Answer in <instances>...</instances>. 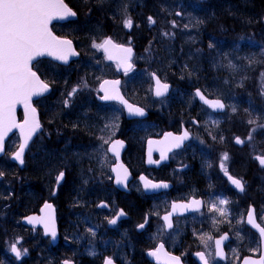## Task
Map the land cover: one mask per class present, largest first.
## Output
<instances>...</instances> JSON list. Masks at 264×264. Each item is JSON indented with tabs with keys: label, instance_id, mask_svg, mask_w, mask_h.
Instances as JSON below:
<instances>
[{
	"label": "flooded vegetation",
	"instance_id": "af4514ba",
	"mask_svg": "<svg viewBox=\"0 0 264 264\" xmlns=\"http://www.w3.org/2000/svg\"><path fill=\"white\" fill-rule=\"evenodd\" d=\"M115 42L135 50L132 38L115 39ZM135 71L134 68L130 73H121L116 65H112L104 71L103 81L120 80L121 92L131 104L144 108L160 104L162 109L172 107L175 110L167 115L151 116L147 121H127L118 104H99L119 109L116 116L119 131L111 137L106 151L108 153V147L114 141H119L125 147L122 162L128 168L131 180L128 192L114 186L111 166L115 160L110 156L105 179L83 180L88 167H81L82 172L64 174V182L68 183L69 180L70 191L65 219L66 241L62 245L65 259L62 261L70 264H105L110 259L112 264H203L199 253L205 255L209 264H232L234 261L241 264L243 255L248 254L259 258L261 239L247 226L249 212L246 206L249 199L255 203L256 220L264 227V168L258 165V155L247 167H241L236 156L229 157L231 151H243L246 147L235 144L237 138L243 141L245 132L225 130L229 128L225 116L201 110L195 95L196 89L200 88L183 83L176 73L171 72L169 76L164 71L155 73L162 83L171 85L167 97L155 100L154 74L145 78L147 86L144 90H137L134 88L135 80L142 78H138ZM98 89L99 85L97 94H92L95 102L96 95L101 96ZM205 94L209 98H218L214 93ZM205 113L207 116H201ZM194 115L201 118L197 123L193 121ZM187 123L192 140L182 149L173 150L167 163L160 167L147 166L148 141L159 140L168 132L180 135ZM125 128H133L136 133L125 132ZM153 129H161L158 136L141 132ZM223 154H227V159L223 156L221 161ZM259 157L264 158V155L260 154ZM152 158L154 162L160 160L157 153ZM246 163L250 162L247 160ZM141 177L151 184L168 185L169 188L158 193L148 188L147 192ZM230 177L232 180L239 179L244 191L234 186ZM75 183L84 186L79 195L85 204L81 212L89 207L91 220L80 222L73 217L74 211H78L73 205L76 190L71 189ZM191 199L195 202L192 213L171 214L174 204L188 203ZM220 201L226 203L221 204ZM88 203L89 206L86 205ZM101 204L105 206L100 208ZM120 211L123 217L114 227H109V221L117 217ZM166 216L168 220L164 219ZM252 239L256 242L255 249L250 245ZM217 240L221 241L223 258L215 255ZM236 248L240 249L238 255L234 254Z\"/></svg>",
	"mask_w": 264,
	"mask_h": 264
},
{
	"label": "trees",
	"instance_id": "16d2710c",
	"mask_svg": "<svg viewBox=\"0 0 264 264\" xmlns=\"http://www.w3.org/2000/svg\"><path fill=\"white\" fill-rule=\"evenodd\" d=\"M64 1L77 13L78 18L75 22L54 25L52 30L57 36L73 41L80 53V59L68 68L46 60L40 61L35 67L40 77L52 87V93L36 103L40 113L43 133L31 145L24 160V169L20 170L10 161V156L16 149L15 143L8 144L5 156L0 158V173H3L2 180H0V264H59L60 261L65 259L64 246L60 245L58 248L53 249L49 241L43 239L40 232L32 233V231L21 225V220L23 217L37 212L44 202H52L57 208L61 241H66L65 219L70 183L69 180L68 183L65 181L58 190V196L53 198L52 192L56 177L61 172L65 174H68V172H82L81 167H88L87 174L83 175V180L105 179L106 167H109L110 164L106 148L111 137L115 135L116 131H119L117 129L119 121L116 120L119 109L114 106L99 105L92 97L94 93L92 89L103 79L104 71L110 66L94 45L99 44L105 37L110 36L113 38L108 32L110 29L109 19L120 20L122 23L121 14L123 15L125 11L135 9L133 8L134 0L121 1L115 5L113 7L114 14H112L111 8L103 11L91 8L86 5L85 0H82V2L81 0ZM140 1L144 4L139 8L136 7V9L141 13H146L148 10L147 3L149 4V2L148 0ZM200 1L191 0V2H184L183 4H179L182 1H178L176 7H180L186 17L193 18L198 30H200L201 23L203 36H207L211 40L210 44L212 46H218L221 43L222 51L219 52V59L223 63L231 60L227 53V47L229 46V49L234 53L238 50L236 57L240 61L248 60L250 64H257L259 60L257 54L254 53L249 61V58L246 59L245 57L248 50L245 55V48H240L248 38L244 26L237 32L236 39L238 41L235 47L229 42H220L215 37L211 39V31L216 29L212 25L214 20L215 23H219L230 18H237V20L245 23L247 21L252 22L251 20L258 21L259 18L263 19L264 0H232V3L219 0L217 2L219 8L213 10V12L211 11L212 15L208 16L209 20L211 18L209 27L203 25V16H205L204 13L209 11L206 7L209 4L205 5ZM243 1L246 4H242ZM152 2L157 3L156 0ZM153 6L152 11L147 15L153 18L154 24L161 25L163 20H167L166 14H160L159 8L161 9V7L158 4ZM88 9H92L90 10V26L89 30L83 33L81 32L83 28L82 19L89 12ZM142 16H134V19L142 21ZM196 20L199 22H196ZM140 26L137 25L139 29ZM205 27L206 29H204ZM121 28L126 31L123 23ZM148 28L149 32H152L150 27ZM226 29L230 28L227 27ZM193 33L196 34L197 30H194ZM226 35H228L227 32ZM215 36L222 37L216 34ZM262 38H260V41L264 44V34ZM193 41L195 42V40ZM199 44L198 49L190 47L187 51L186 48L189 44H186L180 50L186 53L183 57L178 52L176 55H169L170 53L162 55L163 52H166L165 49L163 51L159 50L158 54H154V62L150 64L149 69L155 70L158 74H161L162 71L166 73H169V70L170 73L174 71L183 80V83L190 86L193 84L185 80L184 77L197 74L196 76L199 80H202V83L193 86L201 88L207 94L214 93L218 98H222L225 103H229L231 100L225 98L224 93L221 92L222 89L217 88L222 84L219 80L221 77L212 72L215 64V61H213L215 54L210 52L207 42L201 41ZM204 45L206 46L203 47ZM189 52L192 53V58H190ZM261 61L262 64L260 63L255 67L254 72L249 67L245 69L239 67L238 73L235 75V81L231 79L227 83L223 82V84L225 83L230 87V90L232 89L231 93L234 95L231 99L235 97L234 100H238L236 96L246 95L247 93L254 95L255 99H242L237 104L240 106L242 103L239 116H244V118L247 116L249 123L251 121L250 125H260L264 121V106L262 105L264 102L257 93L256 80L254 83L249 81L247 74L249 72L257 74L258 71L256 72V70L262 69V67L264 69V56ZM241 69L242 74H239ZM245 70L248 72L245 73ZM73 89L75 91L80 90L76 94L73 93L69 99ZM261 101L262 104H256V102ZM249 102L251 103L246 105ZM159 106L161 105L154 104L146 107L150 112V117L170 114L171 108L162 109ZM174 110L175 108H173ZM201 110H203V107H201ZM258 131L264 130L260 129ZM259 137L264 141V133H261ZM259 151H263L260 154L264 155V148ZM83 187L80 184L73 196V205L78 210L74 211L73 217L80 222L92 219V211H89V207L85 212H81L85 209L83 206L85 204L79 199ZM86 205L89 206V203ZM82 206L84 208H81ZM9 240H21L23 249H27V254L21 262H15L6 255V243Z\"/></svg>",
	"mask_w": 264,
	"mask_h": 264
},
{
	"label": "snow or ice",
	"instance_id": "6c2138e0",
	"mask_svg": "<svg viewBox=\"0 0 264 264\" xmlns=\"http://www.w3.org/2000/svg\"><path fill=\"white\" fill-rule=\"evenodd\" d=\"M57 15L63 17L65 15H75V13L71 12L63 4V0H0V150L3 147L4 135L10 128L19 127L23 132L25 126H29L28 135L25 137V144L30 139L31 133L39 128L38 122L35 121L34 117L29 119L27 113L29 110L32 113L35 112V109H32L30 105L31 97L46 91L48 85L40 81L36 73L31 70L30 63L36 56L42 55L45 52L53 54L52 50L58 44H69L68 41H57L47 29L48 22L53 16ZM148 21L150 24L155 23L151 16L148 17ZM132 23L131 18L124 20V26L127 28H131ZM104 43L110 45L112 42L111 40H106ZM123 51L130 54L131 48L123 49ZM57 58L66 59L63 54L58 55ZM156 85L157 96L164 95L169 87L166 83L162 84L159 79L156 80ZM73 92H75V89H73ZM195 95L205 104H209L213 109L224 108V105L218 100L209 102L200 90H197ZM18 104H23L25 107L26 118L23 124H17L15 119V108ZM128 107L130 111L134 110L137 114L143 115V112L139 108L133 109L131 105H128ZM185 138H187V133L182 137H175L174 139L177 141L176 146L178 147L179 142ZM236 142L243 143L239 138H237ZM25 144H22L20 150L15 154V159L21 163H23L22 154ZM224 159H227V154H225ZM256 159L264 166V158L258 156ZM2 175L3 173H0V176ZM62 177L63 173H60L58 179ZM120 182L122 181L118 176L117 183ZM232 183L240 191H244L239 179H233ZM151 186L154 188L159 187L158 185ZM166 186L164 185V187ZM220 203L223 204L226 201H220ZM45 207L51 206L46 205ZM221 214H223L222 211ZM36 219L35 217H29L28 222L33 223ZM164 219L168 220V217L166 216ZM109 223L115 224L116 220L112 219ZM249 223H252L251 213H249ZM168 226L171 227V224ZM45 230L46 232L51 231L53 238H55L54 225L49 227V224L45 223ZM260 232L261 235H264V228H260ZM216 244L217 250L215 255L223 258V251L220 247L221 241L217 240ZM11 251L15 253L18 259L22 255L27 254V249L21 251L16 247V244L11 245ZM150 254L155 255V253ZM198 255L203 264H209L203 253H199ZM65 264H69V262L65 261ZM105 264H112V261L108 259L105 261Z\"/></svg>",
	"mask_w": 264,
	"mask_h": 264
},
{
	"label": "water",
	"instance_id": "95a60500",
	"mask_svg": "<svg viewBox=\"0 0 264 264\" xmlns=\"http://www.w3.org/2000/svg\"><path fill=\"white\" fill-rule=\"evenodd\" d=\"M63 4L66 5L67 8L71 10V12L75 13L64 1H63ZM76 19H77L76 14L75 15H65L63 17H61L59 15L53 16V18L47 24L48 31L51 33V35L53 37L56 38L57 41H68L69 44H58V45H56V47L52 50L53 54H48V52H45L42 55L36 56L31 61L30 67H32L34 62L41 60V59H47V60H50V61H52L58 65L68 67L72 62L79 59L80 54L76 50L73 42L69 39L57 37L51 29L53 24H64L66 22L75 21ZM106 40H111V39L107 38ZM111 42L112 43L110 45L103 43V45L101 47L103 53L105 54L106 60L110 63L117 64L120 72H122V73L129 72L133 67V65H132V56H133L132 49H131V53L129 54V53L123 51V49H127V48H124L122 46H117L116 44L113 43L112 40H111ZM61 54H63L66 57V59L57 58V56L61 55ZM129 65H130V67H129ZM36 75L40 79V81L45 83L39 77V75L37 73H36ZM157 79H159V78L156 75H154L153 76V83H154L153 94H154L155 98L161 99V98L168 95L171 87L170 86L168 87V89L164 93V95L157 96L156 95V88H157L156 80ZM116 82H118V83H116ZM99 90H100V93L103 95V97L102 98L98 97V101L100 103L117 102V103L121 104L127 120L145 119L148 117V113L144 109L131 105L130 103H128L123 98V96L120 92V81L106 80V81L101 83ZM50 93H51V87L48 86L46 91H43L39 95L32 96L31 100H30L31 108L35 109V112L32 113L29 110L27 115H28L29 119L34 117L35 121L38 122V124H39V128H37L34 132L31 133V137H30V139L27 140L26 144H25V137L28 135L29 126L26 125L23 132L21 131V129L19 127L10 128L8 130V132L5 133V135H4L3 147H2V150H0V158L5 155L6 143L8 142L9 138L16 134L18 136L20 144H19L18 149L11 156L10 160L12 163L16 164L20 169H23L24 158L26 156V153H27L32 141L43 130V128L41 126V122H40L39 113H38L37 108L34 106V102L41 99V98L47 97ZM202 95H204V94L202 93ZM106 97H108V98H106ZM206 99L209 102L217 101V100H210L208 98H206ZM197 100L201 105L208 108L213 113L221 114V113H224L226 111V106L221 100H218V101L224 105L223 109H213L212 107L209 106V104H205L198 96H197ZM128 105H131L133 109L139 108L143 112V115L137 114L134 110L130 111ZM19 112H21V115H22L21 121H20V118L18 117ZM25 118H26V111H25L24 105L23 104L16 105L15 119H16L17 124H23ZM185 143H187L186 139L180 141L179 146L177 147L176 146L177 141L174 139V137L169 136V135H164L160 140H153V139L149 140L148 144H147V166H153L152 156L155 153H157L161 157V161L156 166L157 167L161 166L163 163L167 162V157L173 150L183 148ZM22 144H25L24 151L22 154L23 163H21L20 161L15 159V154L20 150V146ZM236 144H238L241 147L243 146L242 143L240 144V143L236 142ZM123 150H124V146L120 142H114L109 147V154H110V156L114 157L115 161L117 162L114 166H112V169H111L112 173L114 175V185L116 188H118L121 191H127V184H128L131 177L129 175L128 169H126V167L122 164L121 158H122ZM257 162H258L260 167L264 168V166H262L260 164L259 160H257ZM118 176L120 177V179L122 181L120 183H117ZM63 179H64V175L62 178L57 180V185L55 188L54 195L57 194V189L62 184ZM0 180H1V177H0ZM140 180L142 182L143 188L146 191L148 188H152V192H154V193H158V192L165 190V187H163L162 185H158L159 187H155V188L152 187L151 185H155V184L149 183L148 181H146V179L144 177H141ZM230 180L232 181V179H230ZM234 186H235V184H234ZM46 205H50L51 207H45ZM194 205H195V202L193 200H191L189 203L174 204L172 206L171 214L172 215H182V214L192 213L194 211ZM103 206H105V205L104 204L100 205V208H102ZM121 213H122V211H120V213H119L120 215L115 218L116 223L118 222V220H120L123 217V215H121ZM249 213H251L252 223H249V214L247 216L246 223L253 231H255L260 236L262 255L258 259L247 258L242 262V264H264V235H261V232H260L261 227L258 225V223L256 221L254 212L250 211ZM29 217H35L37 219L33 223H29L28 222ZM45 223H48L49 227L54 225L55 233H56L55 238H53L51 231L46 232ZM22 224L26 227H29V228L41 229L43 231V236L45 238H50L52 246L53 247L57 246V244L59 242V229H58V223H57L56 209L54 208V206L52 204L45 203L41 207L38 215H31V216L23 218ZM115 224L110 223L109 227L112 228V227H114ZM12 255L15 256V253L12 252ZM62 264H65V262H63Z\"/></svg>",
	"mask_w": 264,
	"mask_h": 264
},
{
	"label": "bare ground",
	"instance_id": "6f19581e",
	"mask_svg": "<svg viewBox=\"0 0 264 264\" xmlns=\"http://www.w3.org/2000/svg\"><path fill=\"white\" fill-rule=\"evenodd\" d=\"M121 1H125V0H85L86 5L90 6L91 8L98 9L100 11L111 8L112 14H114L113 7H115V5H117ZM130 1H132V0H130ZM152 1L150 2V0H148L149 4L147 3L148 10L146 13H141L140 11H138L136 9V7L139 8L144 3H142L140 0H134L133 8H135V9L125 11L123 13V15L121 14V17L123 19L122 20L123 26H124V20L127 18H131V20L133 22L132 27L127 28L126 31L122 30V28H121L122 23L120 20L109 19V21H108V23L110 25V29L108 30V32L110 33V35L113 36V38L121 39V40H125L127 38H132V41H133L134 46H135V55H134L133 66L136 69L135 73L137 72V77L142 78V79L135 80V83H134L135 87L134 88H136L137 90H144L147 86V81L145 80V78L146 77L148 78L151 73L152 74L156 73L155 70L149 69V66L151 63L154 62L153 61L154 54H158L159 50L163 51L165 49L166 52H163L162 55H166L167 53H170L169 55H176L177 52H178V54L184 55V54H186L185 51H180V50L183 47H185V45L188 44L190 41L196 40L194 43L201 42V41L207 42L208 43L207 47L209 48L210 52L216 53V48L210 44L211 40L207 36H203V28H202L201 23H200V30H198L197 29L198 27L196 26V23L193 20V18L191 19L189 17H186L184 15V13L182 12V10L180 9V7L179 8L176 7L178 5V4H176V2H178V1H182L179 4H183L184 2H187V3L189 1L191 2V0H156L157 3H153ZM81 2H82V0H81ZM154 4H158L161 7V9L159 8V12L161 15L163 13L166 14L167 20H165V21L163 20V23L161 25H157L154 23L150 24L148 21L147 13H150L152 11L151 9L154 7L153 6ZM175 8H176V10H175ZM75 14L77 16L76 12H75ZM141 15H143L142 21H136L134 19V16L139 17ZM203 17H204L203 25L209 27L211 20H209V18L206 16H203ZM77 18H78V16H77ZM82 20H83V22H82L83 28L81 29V32L85 33V31L89 30V26H90L89 22L91 20V16L86 15L85 17H83ZM196 22H199V21L196 20ZM221 22L223 23V25H225L224 26L225 28H227V27L230 28V29L225 30V35L227 32L228 37H230L229 39H227L226 42H229L232 46L235 47L237 44V41H238V39H236L237 38L236 35H237V32L239 30H241V28L244 26L243 23L240 20H237V18L236 19L230 18V19H227V20H224ZM216 24H219V23H216ZM137 25H141L140 29L137 27ZM194 25H195V27H194ZM148 27H150V30L152 32H149ZM260 28H263V26L259 24V29ZM129 29H131V32H129ZM204 29H206V27ZM194 30H197L196 34L193 33ZM244 30H245V28H244ZM213 38L214 37H212L211 39H213ZM243 47L245 48V44L243 46H240V48H242V49H243ZM169 49H173V50L170 51ZM187 50L188 49L186 48V51ZM176 57L178 58V55ZM173 74H175L174 71H173ZM169 75H170V70H169L168 76ZM196 75L195 76H185L184 79L193 85H201L202 80H199ZM231 79H232V75H230V79L228 81H231ZM228 81L225 80L223 82L227 83ZM193 85H191V86L195 87ZM226 86L227 85L225 84L224 89L226 88ZM96 89H97V86H94V88L92 90L95 91ZM137 90H134V91L137 93ZM221 92L225 93L224 90H221ZM227 92L230 93L231 91L230 92L227 91ZM85 101H87V100H85ZM172 112H173V108L171 107L170 113H172ZM118 115H119V113L116 116H118ZM200 119L201 118H199L198 115H194V117H193V121L195 123H197V121H200ZM187 125H188V123L186 124L185 128L182 130V133L180 135H175L172 132L165 133L164 135H169V136H172L175 138V137H182V136H184L185 133H187V138H185V139L187 140V142H190L192 140V134L189 132ZM117 128H119V125H117ZM230 128L231 127L227 128L225 130H228ZM225 130H223L222 132H224ZM125 132L136 133V132H134L133 128H130V129L125 128ZM141 132L151 133L155 136L156 135L158 136V134L161 132V129H153V130H147V131H141ZM137 133H139V132H137ZM185 139H183V140H185ZM78 188H79V185L77 183H75L71 187L72 190H77ZM52 196H53V198H56L58 196V193L56 195H54L52 192ZM263 206H264V197H263ZM255 209H256L255 203H253L249 199L247 206H246V211L247 212L253 211L255 214V211H254ZM255 217H256V214H255ZM65 227H66V225H65ZM250 245L254 249L256 248V242L253 239L251 240ZM239 251H240V249L236 248L234 250V254L238 255ZM243 256L244 257L242 259V262L247 258H253L249 254L243 255Z\"/></svg>",
	"mask_w": 264,
	"mask_h": 264
},
{
	"label": "rangeland",
	"instance_id": "374dc122",
	"mask_svg": "<svg viewBox=\"0 0 264 264\" xmlns=\"http://www.w3.org/2000/svg\"><path fill=\"white\" fill-rule=\"evenodd\" d=\"M151 1L152 0H150V2ZM218 1L219 0H201L200 1V2H202V4H205V5L209 4L208 6H206L209 9V11L206 12V9H205L206 13H204V15L206 17L212 15L211 11L213 12V10L219 8L218 7L219 4L217 3ZM226 1L229 2V3H232V0H226ZM215 3H217V4H215ZM242 4H246V3L243 1ZM220 7H223V6H220ZM88 10H89V12L87 13V15L90 16V10H92V9H88ZM210 20H211V18H210ZM251 21L252 22H248L247 21V22L243 23L244 28H245L244 31H246L245 34L248 37L244 41L245 42V55L247 54V50H248V54L245 57H246V59L249 58V61H250V59L253 57V55L255 53V54H257V56L259 58L258 63L257 64H250L248 62V60H244V62L240 61L236 57V54H237L238 50H236V53H234L231 49H229V46L227 47L228 48V52H227V50H226V52L228 53V56L230 57L231 60L226 61L225 63H223L218 57L219 52L221 53V51H222L221 50V43H220V45H218L219 48H218V46H214L216 48V53H214L215 57H214L213 61H215V64H214V66L212 68V72L217 74L219 77H221V78H219V80L221 81L222 85H223V81H225V80L228 81L230 79V75H232V80L234 79V81H235V75L238 73L239 67L242 68V69H245V68L249 67L254 72V68L257 67L260 63L262 64L261 59L264 56V44L260 41V38H262V36L264 34V29H263L264 28V17H263V19L259 18L258 21H256V20H251ZM259 24L260 25L262 24L263 28L259 29ZM212 25L216 29L211 31V37H215V38L219 39L220 42H226L227 39L230 38V37H228V35L223 36L225 34V27H224L222 22H219V24H216L215 20H214V23ZM124 29L127 30V27L124 26ZM208 32H209V29H208ZM215 34L216 35H221L222 37L218 38V36H215ZM103 40L104 39H102L100 41V43H99L100 45L103 42ZM262 40H263V38H262ZM99 44L94 45V47L97 49L98 46L100 47ZM188 44L189 45L187 46V49L190 48V47H193V46L198 49L197 46L200 45L199 42L194 43V41H190ZM205 46L206 45H204L203 47H205ZM249 52H253V53H249ZM189 54H190V58H192L193 57L192 53L189 52ZM230 54H232V55H230ZM181 56L183 57V55H181ZM242 69L239 72V74H242ZM246 72H248V71L245 70V73ZM256 72H257V74H252V72L247 73L248 74V78H249V81H253V83L256 80L255 84H256V87H257V93L261 96L262 101L264 102V69H263V67H262V69L256 70ZM99 83L97 85H95V86H98ZM222 85H219L217 88L224 90L225 98L231 100L229 103H227L228 111H227L226 114H224L225 120H227V123L229 124V127H231L230 130H240V131L245 132L243 134L242 139L245 142L244 146L246 145V147L243 148V151H240L239 149L231 151L229 157L232 156V158H233L234 156H236V158H238L239 161H240V166L241 167H247V165L248 166L251 165V163L255 160V157L257 155L259 156L260 153L263 152V151H259L260 149L264 148V141L259 137V135L261 133H264V131H258V130H260V129L264 130V121H263V124H260V125H256V124L250 125L247 116L245 118H244V116L243 117L239 116V110L242 107L241 106L242 103H241L240 106L237 105V104L242 99H247V100L255 99L254 95H249V93L246 92L247 93L246 95L236 96V93H235V96H236V98H238V100H234L235 97H233L231 99V97L234 94L231 93V92L230 93L227 92V90L231 91L232 89L230 90L229 86H226V88L224 89L225 83H224L223 86ZM80 89H82V88L80 87ZM255 91H256V89H255ZM73 93L74 92L72 90L71 93H70L69 99H70V97H71V95ZM262 101L261 102H256V104L257 105H259V103L262 104L263 103ZM250 103L251 102L246 103V105H248ZM243 105H244V103H243ZM262 105L264 106V103ZM259 107H262V106H259ZM263 109H264V107H263ZM201 116H207V114L205 113V114H202ZM16 141H17L16 139L13 140L11 142V144H13V143L16 144L17 143ZM223 156H224V154L221 157V161H222ZM244 158L246 159L245 162H244ZM247 160L250 163H246ZM12 244H16V247L18 249H20L21 251L24 250L23 249V243H22L21 240H9L6 243V255L10 259H11V253H12V251H11V245ZM24 257H25V255H22L18 260H16V259L15 260L12 259V260L17 262L19 260H24ZM236 262L237 261H234L232 264H235Z\"/></svg>",
	"mask_w": 264,
	"mask_h": 264
}]
</instances>
